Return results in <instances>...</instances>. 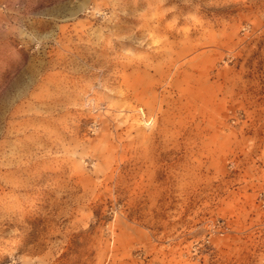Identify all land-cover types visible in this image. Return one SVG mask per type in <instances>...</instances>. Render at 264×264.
<instances>
[{"label": "rangeland", "instance_id": "obj_1", "mask_svg": "<svg viewBox=\"0 0 264 264\" xmlns=\"http://www.w3.org/2000/svg\"><path fill=\"white\" fill-rule=\"evenodd\" d=\"M0 264H264V0H0Z\"/></svg>", "mask_w": 264, "mask_h": 264}]
</instances>
